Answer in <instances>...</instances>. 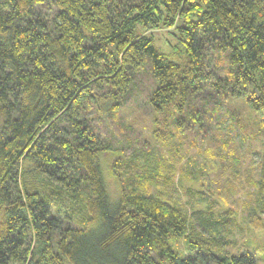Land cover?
I'll use <instances>...</instances> for the list:
<instances>
[{
  "label": "trees",
  "instance_id": "1",
  "mask_svg": "<svg viewBox=\"0 0 264 264\" xmlns=\"http://www.w3.org/2000/svg\"><path fill=\"white\" fill-rule=\"evenodd\" d=\"M162 24H181L184 61L144 33ZM146 68L161 124L177 112V128L204 131L207 92L263 111L264 0H0V264H259L217 253L224 215L145 189L136 156L99 133L94 114L116 116Z\"/></svg>",
  "mask_w": 264,
  "mask_h": 264
},
{
  "label": "rangeland",
  "instance_id": "2",
  "mask_svg": "<svg viewBox=\"0 0 264 264\" xmlns=\"http://www.w3.org/2000/svg\"><path fill=\"white\" fill-rule=\"evenodd\" d=\"M180 26L162 24L144 33L152 37L161 53L180 62L185 58ZM228 66L225 63L220 73L226 75ZM154 86L146 68L137 76L130 100L116 116L99 119L94 114L99 133L127 159L136 156V170L144 177L145 189L165 197L189 216L194 210L209 207L218 216L224 215L218 220L229 224V245L220 251L214 248L217 253L231 256L250 251L259 264H264V110H254L243 99L218 107L207 92V104L204 100L195 102L206 104L204 131L199 126L177 128V112L161 117L162 123L168 124L163 126L149 106ZM109 162L103 164L104 176L111 197L117 199L119 188ZM171 246L181 257L188 254L185 237L172 241Z\"/></svg>",
  "mask_w": 264,
  "mask_h": 264
}]
</instances>
